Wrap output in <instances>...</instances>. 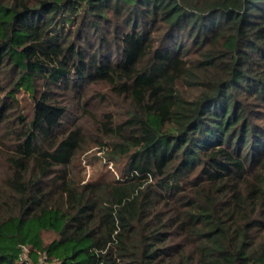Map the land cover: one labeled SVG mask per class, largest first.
<instances>
[{
    "label": "trees",
    "instance_id": "1",
    "mask_svg": "<svg viewBox=\"0 0 264 264\" xmlns=\"http://www.w3.org/2000/svg\"><path fill=\"white\" fill-rule=\"evenodd\" d=\"M87 86L121 178L70 168ZM0 130V264H264V0H0Z\"/></svg>",
    "mask_w": 264,
    "mask_h": 264
},
{
    "label": "rangeland",
    "instance_id": "2",
    "mask_svg": "<svg viewBox=\"0 0 264 264\" xmlns=\"http://www.w3.org/2000/svg\"><path fill=\"white\" fill-rule=\"evenodd\" d=\"M97 90H93L92 86L83 87L80 91H60L57 93L58 99L66 106L64 115L63 130L69 131L74 126L79 125L83 131L86 143L83 144L77 151L70 168H72L75 177L78 180L85 181H109L114 178H121L125 159L119 158L112 160L107 157V146L96 145L94 138L97 137L96 122L101 119V113L112 111L115 108L113 105L107 106L104 101L96 99ZM186 94L194 93L192 90H185ZM21 105L26 109L31 108V100L24 92L18 93ZM122 105V103L120 102ZM107 109V110H105ZM116 113V112H115ZM121 113V112H120ZM4 130H0V136H3ZM9 137V136H8ZM8 137L4 141H8ZM8 138V139H7ZM106 140V137L105 139ZM10 141V139H9ZM9 144V142H6ZM5 144H0V150L5 149ZM152 180V179H151ZM45 239L50 238V234H44ZM26 252L23 258H26ZM42 264L45 263L42 259Z\"/></svg>",
    "mask_w": 264,
    "mask_h": 264
},
{
    "label": "built area",
    "instance_id": "3",
    "mask_svg": "<svg viewBox=\"0 0 264 264\" xmlns=\"http://www.w3.org/2000/svg\"><path fill=\"white\" fill-rule=\"evenodd\" d=\"M25 251H27V247H24V252H23V254L25 253ZM23 254H22V257H23Z\"/></svg>",
    "mask_w": 264,
    "mask_h": 264
}]
</instances>
